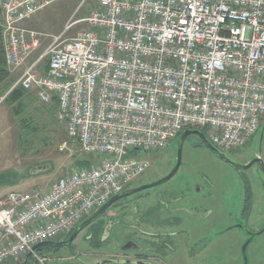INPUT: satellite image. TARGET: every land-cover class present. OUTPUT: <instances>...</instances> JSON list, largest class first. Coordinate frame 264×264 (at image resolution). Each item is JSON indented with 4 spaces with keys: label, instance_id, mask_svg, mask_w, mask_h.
I'll return each instance as SVG.
<instances>
[{
    "label": "built area",
    "instance_id": "built-area-1",
    "mask_svg": "<svg viewBox=\"0 0 264 264\" xmlns=\"http://www.w3.org/2000/svg\"><path fill=\"white\" fill-rule=\"evenodd\" d=\"M58 1L0 0L5 65L23 66L50 39L11 90L55 100L67 139L92 163L44 191L0 197V264L65 238L129 188L149 167L140 152L165 150L189 129L239 151L264 124V0H95L66 24L86 25L73 38L22 28Z\"/></svg>",
    "mask_w": 264,
    "mask_h": 264
},
{
    "label": "rangeland",
    "instance_id": "rangeland-1",
    "mask_svg": "<svg viewBox=\"0 0 264 264\" xmlns=\"http://www.w3.org/2000/svg\"><path fill=\"white\" fill-rule=\"evenodd\" d=\"M96 7L95 0H59L38 11L21 26L42 35L54 37L61 33L66 26L65 23L86 18ZM84 30H86V25L78 22L69 30H64L61 35H63V39L73 38L79 31ZM49 42L50 39L43 41L40 50L30 57L23 66L13 71L6 69L9 76L4 81V85L7 86L5 89L8 86L9 89L4 91V94L1 93L3 92V85L1 84L0 98L7 96L20 77L24 66L32 58L39 55ZM22 104L23 107L18 117L13 114L14 108H18V104L10 106L9 103L3 102L0 105V197L10 192L44 191L52 181L68 175L76 169L78 162L90 160L79 151L76 141L67 139L64 128L57 121L53 103L41 104L32 90V92L25 94ZM263 125L243 149L224 153L226 158L237 164L252 160L254 156H260L264 161ZM203 132L206 133V131ZM178 138L173 139L165 150L140 152L138 154V157L148 161L149 167L130 187L154 182L166 175L176 158ZM194 139V135L189 136L183 148V164L176 176L160 186L141 193L148 194L150 196L148 200L151 202L158 200L162 205H166L172 198L162 196L159 199L155 198V195L159 192L168 193L170 190H174L176 194L173 198L179 197L182 201L200 204L202 206L200 210L207 214L205 219L210 222V218L226 216V204L234 203L237 207L242 206L244 196L243 175L238 174L235 171L236 168L222 164L223 161L216 159L210 152L192 149L189 143ZM44 164L49 165L48 172L25 177L31 168ZM251 172L252 170L246 171L247 176ZM9 173H20L25 178L22 181L18 179L16 184H10L14 180L13 175L6 179L7 182L4 180V175ZM188 188L191 189L190 192H188ZM252 188L254 207L258 209L259 205L264 204V191L257 185H253ZM111 211L114 217L109 219L104 214L96 222V226L99 228L109 220H113L115 226L111 236L114 237V234L120 231L121 226L116 225V223L121 215L118 210L115 211V206ZM233 217L238 219L235 213H233ZM92 232L91 227L80 232L70 247H62L57 250L42 248L36 253L42 256L40 259L43 260H35L31 257L28 264H90L91 261L96 260V254L104 252L111 243V241H104L106 234L102 235L100 229L90 239L89 235ZM63 237L66 238V236ZM65 238H61V240ZM212 238L213 236L209 235L207 242ZM241 244V239L233 240L230 236L220 238L219 246L223 249L219 257L221 264H242ZM231 245H233V251ZM258 246L264 247V236L259 239L254 248ZM246 256L248 264H264V251L258 254L248 252ZM8 264H22V261Z\"/></svg>",
    "mask_w": 264,
    "mask_h": 264
},
{
    "label": "flooded vegetation",
    "instance_id": "flooded-vegetation-1",
    "mask_svg": "<svg viewBox=\"0 0 264 264\" xmlns=\"http://www.w3.org/2000/svg\"><path fill=\"white\" fill-rule=\"evenodd\" d=\"M201 133L207 139L204 132L201 131ZM188 138L182 145L180 166L176 174L182 167L183 148ZM189 144H191L192 149L210 152L202 138L198 136H195L194 141ZM212 155L220 160L214 154ZM175 162L176 158L166 175L172 170ZM224 162L222 164L233 167ZM250 162L252 165L248 169L243 170L241 168ZM235 164L238 165V169L234 170L243 175L244 181V196L241 207H237L234 203L226 204L225 217L210 218L211 221L207 222L205 219L207 214L200 210L202 207L200 204L188 203L180 200L179 197L173 198L176 194L174 190H170L168 193L159 192L155 195V198L159 199L162 196L172 198L166 205H162L158 200L157 202L149 201L150 196L141 192L128 196L114 203L105 213L109 219L114 217L111 209L115 206V211L118 210L121 215L116 223V225L121 226L120 231L114 234L116 238L111 236L115 226L113 220H109L98 228L96 222L101 219L98 218L86 227H91L93 230L89 235L90 239L100 229L102 235L106 234L104 235L105 239L103 237L104 241H111L109 247L104 252L96 254V260L91 261L90 264H101L102 262H110L107 264H221L219 257L223 249L219 246V242L220 238L225 236H230L233 240L241 239L242 264H248L246 256L248 252L258 254L264 251V247L254 248L259 239L264 236V204L259 205L258 209L254 207L252 188L253 185H257L264 191V161L260 156H254L252 160ZM248 170H252L249 176L246 174ZM135 187L131 186L124 191ZM190 191L191 189L188 190V192ZM233 213L237 215L238 219L233 217ZM209 235H212L213 238L207 242ZM67 238L51 242L60 243ZM231 248L233 251V245Z\"/></svg>",
    "mask_w": 264,
    "mask_h": 264
},
{
    "label": "water",
    "instance_id": "water-1",
    "mask_svg": "<svg viewBox=\"0 0 264 264\" xmlns=\"http://www.w3.org/2000/svg\"><path fill=\"white\" fill-rule=\"evenodd\" d=\"M264 126V125H263ZM198 136L200 138H202L203 142L205 143L206 148L215 156H217L220 160H223L225 162H227L228 164H230L231 166H233L234 168L238 169V165H236L235 163L231 162L230 160H228L225 156V154L221 151H219L217 148H215L206 138L205 136L201 133V131L198 130H186L184 131L178 138V142H177V149H176V162L174 167L172 168V170L165 176H163L162 178L154 181V182H150L147 184H143L140 185L138 187L132 188L130 190L127 191H123L115 196H113L112 198H110L103 206H101L96 212H94V214H92L90 217H88L87 219H85L83 222H81L78 227H76L74 229V231L72 232V234L69 236V238H67L65 241L60 242V243H52V242H45V243H41L38 244L36 246H34L32 248V252L40 249V248H45V247H51V248H62V247H68L77 237V235L83 231L87 226H89L91 223H93L96 219L100 218L102 215H104L106 213V211L116 202H118L119 200L126 198L128 196L131 195H135L137 193H140L142 191L160 186L166 182H168L171 178H173L180 166V161H181V151H182V145L185 141V139L189 136ZM252 165V162H250L249 164L242 166L241 168L243 170L248 169L250 166ZM49 171V165L44 164V165H39L36 167L31 168L28 171V175H26L25 177H29V176H34V175H38V174H42V173H46ZM20 181L23 180L22 174H20ZM29 252L26 254V256L24 257L22 264H28L29 260L31 259V253ZM110 262H102L101 264H107Z\"/></svg>",
    "mask_w": 264,
    "mask_h": 264
},
{
    "label": "trees",
    "instance_id": "trees-1",
    "mask_svg": "<svg viewBox=\"0 0 264 264\" xmlns=\"http://www.w3.org/2000/svg\"><path fill=\"white\" fill-rule=\"evenodd\" d=\"M0 21H1V13H0ZM6 69H7V67L5 65L3 44H2V38H1V27H0V85L1 84L3 85L2 86L3 87V89H2L3 92H1L3 94H4V91L9 89V86H8L7 89H5V87H7V86L4 85V83H5L4 81L9 76V73L7 71L8 69L7 70ZM25 94H27V92H25L22 88L16 87V88H14V89H12V90H10L8 92V94H7V96H6L5 100H4V103H9L10 106H12L14 104H18V108L15 107L14 110H13V114L16 117H18L20 115V112L22 110V107H23L22 102H23V99L25 97ZM52 103L54 104V111H55L56 110V101L53 100ZM181 134L182 133H180L179 136ZM91 163H92L91 160H89V161H86V162H78L77 165H78V167H90ZM9 176L14 177V180L10 184H16L18 179H20V177H21L20 173L5 174L4 175L5 182H7L6 179L9 178ZM72 232H73V230H72ZM72 232L69 235H67L66 238L69 237L72 234ZM45 248L47 249V247H45ZM41 249L40 250L39 249L36 250V252L37 251L38 252L41 251ZM48 249L57 250V248L56 249L55 248H48Z\"/></svg>",
    "mask_w": 264,
    "mask_h": 264
},
{
    "label": "crops",
    "instance_id": "crops-1",
    "mask_svg": "<svg viewBox=\"0 0 264 264\" xmlns=\"http://www.w3.org/2000/svg\"><path fill=\"white\" fill-rule=\"evenodd\" d=\"M65 24H67V23H65ZM65 24H64V26H65ZM65 30V27L63 28V30L61 31V33L63 32ZM61 33L59 34V35H57V36H60L61 35ZM32 92V91H31ZM33 93L35 94V96H36V93H35V91H33Z\"/></svg>",
    "mask_w": 264,
    "mask_h": 264
}]
</instances>
